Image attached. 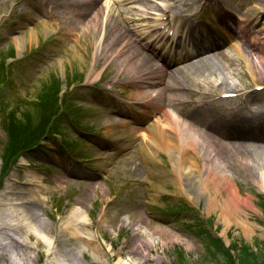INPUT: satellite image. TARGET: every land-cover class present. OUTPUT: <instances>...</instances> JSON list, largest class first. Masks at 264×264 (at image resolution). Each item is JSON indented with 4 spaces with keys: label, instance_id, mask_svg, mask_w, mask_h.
Segmentation results:
<instances>
[{
    "label": "rangeland",
    "instance_id": "obj_1",
    "mask_svg": "<svg viewBox=\"0 0 264 264\" xmlns=\"http://www.w3.org/2000/svg\"><path fill=\"white\" fill-rule=\"evenodd\" d=\"M67 1L55 5L51 0H0V69L5 77L0 94V171L4 176L7 174L4 162L14 165L9 166L12 171L6 179L8 188L13 185L12 191L25 192L29 197L40 193L27 206L29 214L38 215L48 225L42 230L41 224L34 220L32 240H27L33 248L29 252L35 259L34 264H50L53 259L58 261L59 255L72 251L77 257L73 264H229L228 250L234 251V260L239 264V254L245 249L264 264L261 173L256 174L247 162H237L233 154L221 157L223 165L213 156L208 162L201 160L202 174L209 167L222 165L221 170L231 177L238 195L252 202L253 208L244 209L239 221H249L253 230L246 232L237 223L225 228L218 211L208 214V194L199 183L200 175L193 167H189L193 176L184 170L183 155L176 140L169 141L170 145L165 148L159 147L147 124L135 135L125 128L110 132L105 110L116 112L110 115L126 120L134 125L128 129H133L135 118H139L137 114L127 118L123 115L131 113L126 108L127 102L132 110L139 107L135 101H142V93L124 81L125 67H120L115 56V60L106 61V55L111 56L112 52L104 47L105 27L102 31L96 29L95 35L87 26L88 17L79 20L83 11L79 0ZM114 1L120 2L119 6H112ZM187 1H194L191 10L198 6V0ZM199 1L201 6L195 11L199 15L202 11L210 13V7H203L204 3ZM48 6L53 14L45 10ZM167 6L170 4L161 0H103L96 14L108 8L101 20L106 25L108 12L114 8L109 16L119 23L125 22L126 28L142 40L137 42L142 49L145 44L142 35L169 15L163 16V12L155 13L151 9L166 10ZM179 8L173 10L176 12ZM119 10L123 13L121 17ZM204 26L211 28L209 24ZM31 32L34 33L32 44H20ZM230 56L233 61L226 66L230 69L212 70L194 80L187 79L191 93L179 91L175 98L182 101L177 107L182 117L181 110L189 113L200 107L211 125L221 127L232 124L238 116L247 118L244 112L251 115L256 108L264 107V101L259 103L264 99V89L257 96H245L254 93L255 85L264 86L263 79L254 81L250 76L252 70L243 60L232 53ZM257 70L262 72V68L255 71L261 76ZM80 78L82 81L78 83ZM222 82L229 87L218 91ZM160 87L171 95L170 85ZM155 88L144 87L151 94L152 102L157 101L160 92ZM245 88L248 90L242 92ZM225 93L238 97L229 100L209 97L210 94L222 97ZM203 96L217 104L203 107L200 99ZM157 104L151 103L150 107ZM61 108V114L53 118ZM171 108L164 110L174 112L175 118L183 120ZM165 111L156 112L160 119H164L159 115ZM125 139L129 140L121 141ZM37 140L39 145L21 155L17 165L13 159L5 161L18 149L15 143L28 147ZM196 143V153L206 158L208 145H203L201 140ZM122 144L130 149L118 150ZM141 147H152L155 152L146 158L136 153ZM177 170L182 183L193 181L190 198L177 191L173 177ZM184 171L191 177L184 175ZM5 184H0V188L8 190ZM227 193L225 189L222 192L224 197ZM75 210L82 217L73 225L78 226L85 241L91 240L96 246L70 241L59 233L73 222ZM13 238L22 242L16 235ZM1 241L0 238V258L4 253L7 257L0 264H10L9 259L21 264L18 254L23 255L22 251L13 242H8L4 249ZM140 242H143L141 249Z\"/></svg>",
    "mask_w": 264,
    "mask_h": 264
},
{
    "label": "bare ground",
    "instance_id": "obj_2",
    "mask_svg": "<svg viewBox=\"0 0 264 264\" xmlns=\"http://www.w3.org/2000/svg\"><path fill=\"white\" fill-rule=\"evenodd\" d=\"M51 1L57 5L59 1L66 2L67 0ZM162 1H166L172 5L169 9V12H171L173 8H179L178 6L180 4L183 6L188 4L195 6L192 4V2L187 0H184L183 3H181L180 0ZM79 2L81 3L83 9L79 16V20L83 18L87 19L88 17L90 23L88 22L87 26H89V28L94 31L95 35L97 34L96 29L99 28L101 31L102 29L104 30V27L106 29V41L104 43V47L106 51H109V53L112 52L111 56H108V54L106 55V61L109 62L110 58L115 56L119 60L120 67H125L124 81L134 85L139 92H142V101H146L145 104H141V107L144 110L142 112L143 115L147 114L146 109L150 108L151 103H149V97L151 95L148 94V92H146L140 85H145L147 87H152L156 84L158 87H166L170 85L169 91L171 95L169 96L165 90H159L160 93L158 94V102L161 103L157 106V108L161 106L164 107L163 103L170 101V106H173L177 110L178 104L182 103L181 99H175L179 94L177 92L180 91L191 93L189 86L186 85L187 79L194 80L193 78L197 77L198 75L208 73V71L212 70L219 71L222 68L230 69L226 67L229 62L233 61L230 53L240 57L243 60V63L248 66L250 70H252L250 76H252L254 81L263 79L262 83L264 84V54L262 50V47H264V23L262 24L261 29L258 32H255L259 28L258 25L261 24V18L264 19V0H211L210 3L214 4L212 7L217 10V14L214 18V21H217L215 24H217L223 33L217 34L220 37V39L219 37L217 38L218 44L216 40L212 39L211 42L209 41L207 48L196 45L195 51L192 53H186L184 56H182L184 62L183 67H178L177 61H175L172 69L171 67L173 64L171 63L169 66H165V70H160L158 67H156V64H153L155 59L150 58L144 53L143 49L137 45V42H139L140 39H137L136 35L126 28L125 22L119 23L109 16L111 12H114V8H110L107 15L108 20L106 25H102L101 20L104 19L103 17L105 15L104 13L106 9H103L100 13L98 12V14H96L98 9L97 7L101 4L102 0H79ZM154 11L157 13L161 12L159 9H154ZM165 13H168V11L165 10ZM178 14L184 16V12L181 10L178 12ZM119 16H123L121 10H119ZM230 16L233 18V23L237 26L236 32L240 30V34L242 35L240 36L241 38H238V34L236 33L233 35L230 34L231 32L235 31L234 28H230L228 26L226 29L223 28V26L227 25L226 20ZM48 24L49 23L46 22L45 26ZM182 26H187L185 28L190 31L195 30V28L198 29L197 25H189L186 21L182 23ZM185 32L187 31L185 30ZM186 36L187 37L185 38L179 39L178 42H181V45H185L188 39H194L195 37L193 32L187 33ZM33 37L34 33L31 32L29 37H24V39L20 40V44H32ZM219 42L223 45L228 44V46L220 47ZM227 47L229 48L228 52L226 51ZM193 57L195 58L191 59ZM252 58L254 59V62L252 61ZM187 62H189V64H186ZM259 68H262V72L261 70H257L258 73H262L261 76L257 75L255 72L256 69ZM92 79H94V76L91 77L90 80ZM258 86L259 85H255V87ZM225 87H229V85L226 86V83L222 82L219 84L217 90ZM248 89L245 88L241 91L246 92ZM173 92H176L177 95L172 94ZM252 95L256 96L255 93H252ZM245 96L251 98V94H246ZM206 97L207 96H203L200 99L203 101H208ZM262 101H264V99L259 100V103H262ZM209 103H206L205 105H208ZM256 109L257 110L251 115H248L246 112H244L248 116L247 118L250 120L254 115L259 114L258 116H254L252 118V122L244 117L238 116V118L234 120L232 124L228 123L226 125H221V127L211 125L210 121L203 117L202 113L196 111L190 113L186 121L183 117V120L175 118V114H172L171 112H167L164 119L157 118L154 113L151 112V115L145 121V124H149V133L152 135L155 144H157L159 147L165 148L166 146L170 145L168 143L169 141L176 140L180 145V148L178 149L180 150L181 155H183L181 162H183V165L185 166L184 170L189 171V173H192L193 176L194 173L192 169H189V167L197 169L201 179L199 180V183L204 191L208 194V214L218 211V217L222 218L223 226L225 228L229 227L232 223H237L239 227H241L242 230L246 232H250V230L253 229L250 228L251 225L248 223L249 221H239V218L243 216L242 212L244 209L253 208V205L250 198L242 199L240 195H238L231 177L224 170H221V166L224 164L222 163L223 161L221 157L225 156V158H227L229 154H233L237 162L241 164L247 162L246 164L253 168L256 174L261 173V177L264 179V107ZM113 113L116 114V112ZM110 114L111 113L105 112V116L107 117L105 120L108 124L107 126L110 128V132L116 128H125L128 130V132L132 133V135H135V133L140 130L139 128L144 125L142 122L135 119L136 122L142 126L139 125L137 128L135 127L133 129H128L127 124H124L126 122L122 123V121H119L114 115ZM128 116H130L129 113ZM128 140L129 139H125L121 141L125 143V141ZM198 140H201L202 144L204 143L203 145H208L206 146V151L209 155L204 159H202V157L198 156L199 154L196 153L198 146V143L196 142ZM119 147L120 149L118 150L128 151L130 149V147L126 144L119 145ZM150 148L152 147H141V150H139L140 152L136 151V153H140L146 158H151L150 153L153 154L155 150L152 151ZM191 153H195L196 155L193 157L191 156ZM212 156L216 157L217 161L222 165H219L218 167H209L206 173L202 174L199 165L201 160L203 162H208V158L210 159ZM210 162H212V160ZM185 171L183 174L191 177L190 175H187ZM173 177L174 184L178 188L177 191L179 193L182 192L187 197L193 195L192 180L189 184L182 183V177L179 176L178 170L174 172ZM8 186L9 185L7 184V188ZM13 188L14 186L11 185L8 190L2 194L3 204L1 206L3 208L6 207V209H4L5 212L0 216V234L2 240L5 243H2L1 245H5V249L8 246V242H13L16 245V248L20 249L23 253V255L18 254L21 264H34L35 259L33 260V258L30 257L29 252L33 250L32 246L29 245V242L32 240L30 237L31 232L35 230L34 220H37L41 224L42 230H45L48 225L45 223V221H42L38 215L33 213L29 214L27 206L33 203V201H36L35 197L37 194L40 195V193L37 192V194L35 193L36 195L29 197L25 192L16 193L12 191ZM224 189L229 192L227 193V197H224L222 194ZM218 199L221 200L218 201ZM219 202L222 204L218 205ZM81 217L82 213H80L79 210H75V212L72 214V219H74L73 222H69V224L67 223L68 225L64 226L63 230H61L59 233L66 235L70 241L73 240L80 243L85 242L89 245L96 246L91 242V240L85 241V237L81 234L78 226L73 225V223L77 222ZM13 235L20 237L22 242H19L13 238ZM55 244L56 241L53 243V245L55 246ZM142 247L143 242H140L139 249ZM6 257L7 254L4 253L0 258V262L6 261ZM58 257V261L53 259L52 262L49 263L73 264V262L77 261V257L73 251L67 252L66 255H59ZM9 261L10 264H14L13 260L9 259Z\"/></svg>",
    "mask_w": 264,
    "mask_h": 264
},
{
    "label": "trees",
    "instance_id": "obj_3",
    "mask_svg": "<svg viewBox=\"0 0 264 264\" xmlns=\"http://www.w3.org/2000/svg\"><path fill=\"white\" fill-rule=\"evenodd\" d=\"M15 146H19L18 149H16L14 151L15 153L13 154V156H9L8 158H6L5 161L12 160L13 158L17 157L18 154L22 152V150L28 148L30 145H28V147H26V145L24 143L18 142V144L15 143ZM6 164H7V167H9L10 163H6ZM226 258H227V260H230L229 264H236V261L233 259V256H231L228 252L226 254ZM239 260H240L239 264H259V259H256V257L253 256V254L250 252L249 249H245L244 251L241 250V252L239 254Z\"/></svg>",
    "mask_w": 264,
    "mask_h": 264
}]
</instances>
